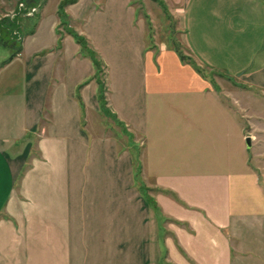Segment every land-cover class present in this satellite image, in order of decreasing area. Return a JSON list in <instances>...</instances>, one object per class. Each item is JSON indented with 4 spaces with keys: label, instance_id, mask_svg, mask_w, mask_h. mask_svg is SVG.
<instances>
[{
    "label": "crops",
    "instance_id": "1",
    "mask_svg": "<svg viewBox=\"0 0 264 264\" xmlns=\"http://www.w3.org/2000/svg\"><path fill=\"white\" fill-rule=\"evenodd\" d=\"M168 1L190 60L137 37L122 56L112 44L106 107L97 83L83 102L59 90L66 61L31 57L10 29L21 44L0 67V264H264V98L242 86L264 83V0ZM114 2L125 14L129 0ZM243 44L253 65L240 75L207 54Z\"/></svg>",
    "mask_w": 264,
    "mask_h": 264
},
{
    "label": "rangeland",
    "instance_id": "2",
    "mask_svg": "<svg viewBox=\"0 0 264 264\" xmlns=\"http://www.w3.org/2000/svg\"><path fill=\"white\" fill-rule=\"evenodd\" d=\"M19 1H24L31 6L38 5V8H41L40 13L38 11L36 15L28 17L16 11L14 17L10 16L17 10ZM127 5V14L124 10L125 14L122 15L121 12L119 14L118 8L116 9V2L111 3V0H0V67L9 59L11 52H15L21 44L20 39L15 40L12 36H6V30H2L3 24L8 26L13 23L12 28L19 27L24 43H29L33 50L28 53L32 55L31 57L38 59L45 57L51 62L66 61L68 80L64 85L61 84L59 90H70L78 101L83 102L86 91L89 92L85 88L97 83L98 101L101 106L106 107V99L109 102L110 93L108 75L109 62L113 61L112 44H120L122 56L123 45L127 44V48L130 46L129 37L131 39L137 37L147 48L158 50L161 46H172L178 53L184 55L185 60L189 59L179 18L176 15L177 10H172L170 1L129 0ZM129 43L134 44L135 41L132 40ZM251 47L250 44L247 46L243 44L241 48H235L236 50L233 51L212 52L213 55L207 52V54L212 61L224 66L221 70L225 73L236 70L237 75H240L252 69L254 51ZM133 56L136 58L137 52H129V58L126 56L131 65L134 64ZM74 59L82 62V72L75 73L74 78L78 79V83L72 86L73 76L70 64ZM86 62L90 64L87 67ZM248 63L251 65L246 68L240 67ZM198 69L202 70V73L213 74L208 68ZM4 70L5 67L1 69L0 76ZM261 74H264V70L259 71L256 77L260 78ZM57 79L51 84L52 89L58 83ZM242 86L245 88L249 86V91L257 95V102L260 104L264 98V83L260 85L245 83ZM258 107L261 106L258 105ZM104 113L110 116L109 108L104 110ZM113 117L115 122H119L116 116L113 115ZM130 136L132 138L131 134ZM250 154L248 151L249 156ZM138 182L137 178L133 180L135 187H138Z\"/></svg>",
    "mask_w": 264,
    "mask_h": 264
},
{
    "label": "built area",
    "instance_id": "3",
    "mask_svg": "<svg viewBox=\"0 0 264 264\" xmlns=\"http://www.w3.org/2000/svg\"><path fill=\"white\" fill-rule=\"evenodd\" d=\"M38 10V6H31L29 4H27L24 1H19L18 2V6H17V10H15V12L11 13L10 16L14 17L13 15H16V11H18L20 14L22 15H32L34 14L36 11Z\"/></svg>",
    "mask_w": 264,
    "mask_h": 264
},
{
    "label": "trees",
    "instance_id": "4",
    "mask_svg": "<svg viewBox=\"0 0 264 264\" xmlns=\"http://www.w3.org/2000/svg\"><path fill=\"white\" fill-rule=\"evenodd\" d=\"M10 24V23H9ZM13 26V23H11L10 25H8V26H6V25H4L3 24V29L2 30H6V36H8L9 35V31H10V29L12 28V26ZM5 28V29H4ZM8 41H9V39H8ZM179 55H180V57H181V59H183L184 60V55L183 54H181V53H179Z\"/></svg>",
    "mask_w": 264,
    "mask_h": 264
},
{
    "label": "water",
    "instance_id": "5",
    "mask_svg": "<svg viewBox=\"0 0 264 264\" xmlns=\"http://www.w3.org/2000/svg\"><path fill=\"white\" fill-rule=\"evenodd\" d=\"M245 143H246V146L248 148L250 146V138L249 137H246Z\"/></svg>",
    "mask_w": 264,
    "mask_h": 264
}]
</instances>
